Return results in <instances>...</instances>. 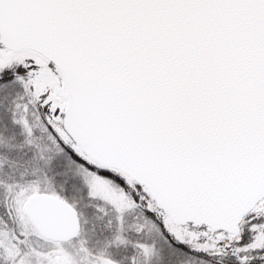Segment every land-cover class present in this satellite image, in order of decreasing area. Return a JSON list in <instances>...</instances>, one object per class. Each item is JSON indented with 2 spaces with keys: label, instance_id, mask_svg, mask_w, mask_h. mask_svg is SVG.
<instances>
[{
  "label": "snow or ice",
  "instance_id": "1",
  "mask_svg": "<svg viewBox=\"0 0 264 264\" xmlns=\"http://www.w3.org/2000/svg\"><path fill=\"white\" fill-rule=\"evenodd\" d=\"M0 264H264V0H0Z\"/></svg>",
  "mask_w": 264,
  "mask_h": 264
}]
</instances>
